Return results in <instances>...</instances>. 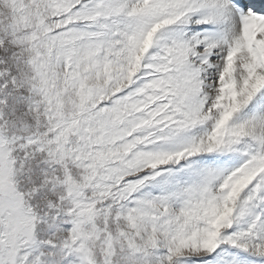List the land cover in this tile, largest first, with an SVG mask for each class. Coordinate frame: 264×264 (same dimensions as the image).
Here are the masks:
<instances>
[{"label":"snow or ice","instance_id":"1","mask_svg":"<svg viewBox=\"0 0 264 264\" xmlns=\"http://www.w3.org/2000/svg\"><path fill=\"white\" fill-rule=\"evenodd\" d=\"M0 264H264V0H0Z\"/></svg>","mask_w":264,"mask_h":264}]
</instances>
